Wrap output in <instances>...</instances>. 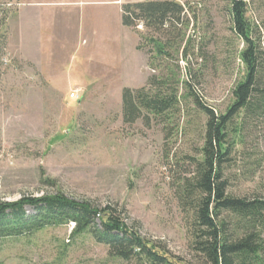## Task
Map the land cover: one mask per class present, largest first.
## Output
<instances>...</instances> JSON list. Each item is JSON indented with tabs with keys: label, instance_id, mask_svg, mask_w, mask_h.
I'll list each match as a JSON object with an SVG mask.
<instances>
[{
	"label": "rangeland",
	"instance_id": "1",
	"mask_svg": "<svg viewBox=\"0 0 264 264\" xmlns=\"http://www.w3.org/2000/svg\"><path fill=\"white\" fill-rule=\"evenodd\" d=\"M107 1L109 15L98 12L95 51L81 42V29L70 40L63 22L57 28L64 37L46 33L37 54V34L31 26L21 30L22 15L31 17V0H0V201L61 193L98 207L109 204L146 239L197 262L190 213L177 186L193 170L186 156H199L204 118L184 99L187 114L173 116L166 136L163 123L124 122L121 92L163 76L181 96L187 89L180 83L187 80L201 102L223 111L244 71V43L232 30L226 0H176L183 20L162 33L120 23L116 7L143 0ZM47 9L54 16L55 8ZM247 16L264 48V2L249 3ZM152 37L164 44L163 54L155 52ZM236 141L224 164L227 190L264 197V118L247 120ZM72 228L69 223L1 238L0 264H130L109 257L88 233L72 236Z\"/></svg>",
	"mask_w": 264,
	"mask_h": 264
},
{
	"label": "trees",
	"instance_id": "2",
	"mask_svg": "<svg viewBox=\"0 0 264 264\" xmlns=\"http://www.w3.org/2000/svg\"><path fill=\"white\" fill-rule=\"evenodd\" d=\"M226 1L232 30L244 43L239 52L244 71L231 90L225 110L216 112L201 102L187 80L180 83L187 89L181 96L178 86L167 88L171 87L170 78L163 76L150 78L140 88L124 87L121 92L124 122L142 119L149 125L154 120L163 123L166 136L173 129L168 128L173 116L187 114L184 99L190 98L204 118L199 156H186L193 170L190 175L180 177L177 186L180 204L190 213L191 247L199 256L198 261L184 262L161 244L146 239L137 226L127 223L126 213L117 207L109 204L98 207L61 193L0 201V239L72 223V236L88 233L107 248L109 257L130 264H264V197L230 194L224 176V164L245 122L264 118V48L260 36L256 37V32L260 33L258 26L247 16L249 3L264 0ZM183 17L184 7L176 0H143L121 6L124 26L133 28L141 23L157 33L174 23L180 24ZM4 19L5 16L0 26L4 25ZM150 39L155 52L163 54L165 46L160 38ZM4 41L5 35L0 33V46ZM26 207L32 208L31 214Z\"/></svg>",
	"mask_w": 264,
	"mask_h": 264
},
{
	"label": "crops",
	"instance_id": "3",
	"mask_svg": "<svg viewBox=\"0 0 264 264\" xmlns=\"http://www.w3.org/2000/svg\"><path fill=\"white\" fill-rule=\"evenodd\" d=\"M110 3L111 2L107 0H31V17L28 20L27 17H23L22 15L20 19L22 22L21 30L24 32L27 26H31L30 29L34 31L35 35L37 34L38 54L40 49L39 45L42 44L47 34H52L49 37L51 39L54 35L59 38L64 37L63 33L61 37L59 33L60 30L57 28L59 23L62 25L64 22L68 25L69 34L67 36L70 40L75 36V32L81 29V42H86V44H89L88 47L95 51L98 48L96 47V43L98 42V12H102V16H105V14L109 15L104 11L105 9L103 7L111 6ZM49 6L55 8L53 10L54 16L52 17L50 15V9H47ZM60 7H62V9ZM118 7L119 6H117L116 9L119 10L121 23V8L118 9ZM19 11L21 15L23 10L20 9ZM61 17L63 20H61ZM23 18H26L28 21H24ZM122 26L124 25L122 24ZM85 53L83 54L85 55Z\"/></svg>",
	"mask_w": 264,
	"mask_h": 264
},
{
	"label": "built area",
	"instance_id": "4",
	"mask_svg": "<svg viewBox=\"0 0 264 264\" xmlns=\"http://www.w3.org/2000/svg\"><path fill=\"white\" fill-rule=\"evenodd\" d=\"M71 96H74V94H72Z\"/></svg>",
	"mask_w": 264,
	"mask_h": 264
}]
</instances>
